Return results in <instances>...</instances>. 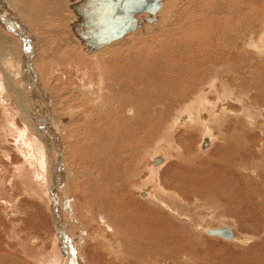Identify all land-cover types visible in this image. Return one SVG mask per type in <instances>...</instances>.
I'll return each instance as SVG.
<instances>
[{"label": "rangeland", "instance_id": "obj_1", "mask_svg": "<svg viewBox=\"0 0 264 264\" xmlns=\"http://www.w3.org/2000/svg\"><path fill=\"white\" fill-rule=\"evenodd\" d=\"M201 1L166 0L163 11L164 13L167 12L166 19L169 21L167 25L163 26L160 21L163 20L162 18L159 20L160 26L149 31V34L142 28L143 32L139 31L138 37L130 42L132 48L124 46L125 41L123 43L121 40L116 43L117 45L122 44L121 47L119 46L120 50L114 52L115 54L111 55L112 57L110 56L109 59H105L111 53V47H118L116 44L108 46V50L107 48L105 50L109 51V53L102 56L99 55L100 58L97 57L101 61L100 63L96 62L100 68L93 61L90 64L86 59H81V54L86 58L88 54L82 51L79 53L78 47L74 49L73 46L68 45L62 48L59 53L57 58L59 61L57 66L59 73L53 75L50 84L44 82L50 80L52 74L48 77V71L51 70L52 66L46 60L38 64L43 73L41 80L43 84L40 85L43 87L42 91L47 94L52 93L53 97H55V100L52 101V111L59 118H62L61 126L65 127V131L67 130L65 138L60 139L64 163L63 169L67 171L65 172L64 170L65 183L62 188L63 192L61 191L57 198V205L59 203L62 204L61 213L64 223L67 224L66 228L68 229L66 230H70L69 236L76 237L79 241V246L84 244L80 256L82 255L81 258L87 264H140L141 262L143 264H264V208L259 207V203H264V146L262 145L264 140V104L260 97L256 98L252 94L249 95L248 99L250 101H248L247 105L256 103V107L253 106L249 110L254 112H252L254 118L248 113L249 118L247 119L242 115L244 107L248 109L251 107L247 106L246 102L239 103L235 99L232 101L224 99L216 101L217 92V94L215 92L207 94V101L218 103L216 105V114L219 113L218 115L221 118L219 117V121L210 124L214 140L212 139L211 146L208 147L209 145H207L205 148L207 150L204 149V152L198 149L204 129L200 122L191 126L175 127L176 129L170 128V123L167 124L168 121H172L175 117L177 119V116L183 113L184 108H189L187 106L189 104L186 103L192 98V95L177 98L170 94V97L165 99V102L164 99L163 101L160 99V95H154L150 99L147 98V104L149 105L145 114V121H151V123L155 124L154 131L157 134L155 136L152 135V137L149 135L145 137V131L138 132L132 141V143L134 142L133 144L125 146L124 144L116 143L113 146L114 152L130 150L131 147L137 148L135 154L132 155L135 159L133 157L128 161V164L131 170H133V167L139 165V168L141 165V169L139 168L141 172L137 173V177L130 175L132 174L130 172L122 180L117 179V185L120 183L122 186L111 187L110 191L106 181L104 184L91 181V175L89 176L88 172L90 170L92 174H95L92 166L96 157L93 154L78 152L76 157H74V151H69L75 150L77 152L78 147L84 143L85 131L79 126L87 120L85 115L93 111V104H89L87 100H80L81 96L75 89L78 87L83 88L85 85V87L92 85L91 87L98 89L100 83L98 81L102 76L103 68L105 69L104 75L107 72H113L117 68L123 69L125 67L123 58L128 59L132 53L138 51L146 52L148 49L151 50V47L152 49L155 48L156 43H161L162 40L158 35L163 33L166 28L176 31L175 36L180 37L179 40L183 37L181 36L183 31L187 35L182 33L184 35L182 39L186 38L183 41L187 43L194 38L203 39L204 44L206 42L204 45L205 49L212 50L213 48L214 51L218 49V47L216 48L217 44L222 49V46H231L229 44L231 41L242 36H238L241 34V30L237 29L238 27L233 28L232 25L231 29L235 30L232 33L231 29L228 31L225 26L226 18L228 19L231 16L227 11H229L230 1L232 0H208L210 4L217 3L216 9L214 8L215 14L211 11V7L206 0ZM233 1L239 3V0ZM246 3L248 6L245 11L250 15L252 21L251 33L253 40L259 39L260 36L264 38V0H249ZM203 8L207 9L204 10ZM232 19L234 24L242 22L236 14ZM57 25L58 23L49 25L46 29L51 28L58 31L60 27ZM214 25L215 30L212 29ZM178 28H181V30L179 31ZM185 29L190 30L186 31ZM198 29L201 33L196 34V32H199ZM189 33L193 34L189 35ZM57 36L62 39L61 37H64L65 34L60 29ZM216 40L217 43H215ZM153 41L155 45H152L154 44ZM54 42L55 40H50L48 48H51ZM259 47L263 49V43ZM242 49H244L243 43L242 45L239 43L236 44L233 50L232 63L237 64V68L240 67L238 58H236V56L238 57L237 51L241 52ZM115 55L118 56V59H121L119 60L120 62L113 63L117 58L114 57ZM195 55L197 56L198 54ZM47 56L49 57V55ZM244 56L252 59L251 64H249L253 68L249 69V71L254 72L253 74L251 73L253 77L252 85L259 86L261 90H264V58H259L255 51L251 50H245ZM223 58V56L219 55L213 57L216 62L222 61ZM102 61L105 62L103 66H101ZM219 64L222 65V62ZM205 71H208L205 66L197 68L194 65L191 69L187 67L181 73L175 85L180 89L185 87V83L188 84L186 87L199 84L200 87L206 88L208 78L215 74L213 71L206 73ZM195 72H198V76L190 83V77ZM61 73L64 74V77L60 76ZM219 75L221 74L218 71L216 76L218 77ZM85 76L88 77L89 81ZM221 79H225L229 86L234 82V80H227V74ZM220 86L218 83L216 90ZM45 87H48V89H45ZM106 88V91L110 90V88H108L109 90ZM105 90L103 93H106ZM208 90L206 88L204 91L207 92ZM154 92H157V89ZM62 100H67V102H64L61 106L60 101ZM5 101L7 102L8 98H5ZM181 101L184 102L182 103ZM8 104L7 106L11 113H17L14 101L10 99ZM115 104H119L118 100L115 101ZM222 107L225 109L227 107L232 111V114L226 112V115L223 113L222 116L220 114ZM149 108H151V112ZM5 109L0 104V264H55L51 262L53 260L52 257L56 256L55 251H57L55 247V238L57 236L50 210L51 206L49 205V203L52 205V201L49 196H45L43 185H41L42 180L35 177L33 169L23 165V157L14 149V138L8 132V121L11 120V117ZM69 110L73 111V116L69 115ZM11 113L9 114L11 115ZM96 114L93 112L91 119L96 118ZM109 118L111 120L115 117ZM200 119L204 123H208L209 120L204 112L201 114ZM92 121H95V119ZM15 124L17 127H22V122L17 118H15ZM159 124L160 128H158ZM260 124L263 125L261 126ZM162 126H168L167 132H163L164 134L162 133ZM258 129L261 131L259 130V132ZM239 139L242 140L243 144L245 143L244 146L240 145ZM235 140L238 141V144ZM108 144L110 145V143ZM109 145L106 144L105 148ZM44 148L45 153L48 154L47 147L44 146ZM153 152L164 155L167 158V162L164 166L159 165L161 168L157 173V182L153 183L155 185L144 183L142 186L143 188L145 187V192L139 191V186L149 176L146 167L147 169L150 166L155 168L150 158ZM230 156L235 158L233 162H230ZM239 157H241V161H239ZM115 159L114 155L109 157V160L115 161V165L118 163V171H126L123 156H121L122 161L120 162ZM91 162L92 166L87 170ZM236 163H238L237 166L234 165ZM132 165L134 166L131 167ZM226 166L229 167L226 168ZM94 176L98 177L97 174ZM131 176L135 178L132 181L131 179L126 181V178ZM156 184L161 187L159 191H157ZM96 185H99L98 188H100L101 192L90 191L91 193L88 194L90 186L95 187ZM130 185L135 188H131ZM148 192H151V196L154 198L157 197L160 203L155 202L153 199L150 200L151 197ZM63 194L65 196H62ZM103 196L112 198L111 200L115 201V204L109 207L111 200H106L108 198L105 197L104 205L97 206L95 203L96 199H102ZM142 214L152 218V222L154 221L150 223L152 232L147 233V236L152 238V241H145L150 247L144 250L148 251L149 249L150 252L156 254L147 261L140 259V262L131 257L130 247L135 240H140L137 230L142 231L144 227L141 223L135 221L133 215ZM103 220L113 228L112 233L105 232V227L102 225ZM222 226H230L233 229L235 240H231V242L217 237H208L199 230L201 228L213 229ZM102 235L103 239L101 238ZM142 242L144 243V239ZM65 258H67V263H70L69 257L66 256Z\"/></svg>", "mask_w": 264, "mask_h": 264}, {"label": "bare ground", "instance_id": "obj_2", "mask_svg": "<svg viewBox=\"0 0 264 264\" xmlns=\"http://www.w3.org/2000/svg\"><path fill=\"white\" fill-rule=\"evenodd\" d=\"M78 1L79 0H0V104L4 108H6L5 109L6 112L8 111L7 114L11 117L10 118L11 120L8 121L9 123L8 122L7 123L9 127L8 132H10V134L14 138L13 139L14 149L23 157V160H24L23 165L24 166L27 165L31 169H33L35 177L42 180L41 185H43V188L45 191L44 193L46 194L45 196H49L50 198L49 197L48 198L51 199L52 201V205L51 203H49V205L51 206L50 210L52 214V219L54 220V227H55V232H56L55 234L58 237V238L56 237L57 239L55 238V247L57 249V251H55L56 256L55 257L53 256L52 257L53 260L51 261V262H54L55 264H63V263L65 264H87V263L85 262L84 259L81 258L82 255L80 256L82 249L84 248V244L79 246L78 239L76 237L69 236L70 230L69 231L66 230L68 228H66L67 224H65L63 221V216L61 213L62 204L59 203L61 202L60 200L58 202L59 204L57 205V198L59 194L61 193V191L63 192L62 188L64 187V183H65V173H64L65 169H63L64 163H63V154L61 152L62 145H61L60 139L65 138V134L67 130L65 131L64 129L65 127L61 126L62 118H59L52 111L53 110L52 101L55 100V97H53L52 93L47 94L44 91H42L43 87H41L40 85L43 84V82H41L43 73L40 69V65L38 64L39 62L46 60L52 66L51 70L48 71V77L50 74H52L50 77V80L46 79L47 81L45 80L46 82H44L46 84H50L51 80L53 79V75L59 73L57 70L59 61L57 60V58L59 56L61 49L64 48L65 46L67 45L73 46L74 49L78 47L77 49L79 50V53L80 51H82L83 53L88 54V56L89 55L91 56V57L87 56V58H89L87 59L85 56H82L81 54V59H86L87 61H89L90 64H92L91 61H93V63L96 64V62H99V63L101 62L97 59V57L100 58V56H102L103 54L109 53V51H107L108 46L110 47L111 45L119 43V41L122 40V42L125 41L124 46H128L129 48H132L131 47L132 44L130 42L138 37L137 35L139 34V31L143 32V29H144L146 33L149 34V31H151L152 29H156L158 28V26H160V23H159L160 21L163 24V26H166L167 23L169 22L166 19L167 12L164 13L163 11L165 7L164 4H166V0H161L160 2L161 8L155 14V22L151 24L144 23L142 20V16H147V14H144V15L138 14L136 18L138 19L139 27L136 30L126 34L123 38L111 43L110 45L103 46L98 50H95L91 53H87L86 47L81 44L80 40L73 34L72 29H71V24L76 20V16L74 15L73 11L70 9V6L72 4L77 3ZM246 1H249V0H239V3L233 0L230 1L231 3L230 8H229V11L227 12L230 13L231 16L228 19L226 18L225 26L228 29V31L231 29L232 25H233V28L238 27L237 29L241 30L240 32L241 34L239 33L240 35L238 36L242 35L238 39L236 38L234 40L232 39L233 41L229 43L231 46H228V45L222 46V49H221L220 45L217 44L216 48L218 47V49H215V51L213 50V48L212 50L210 49L211 51L208 48H206L207 49L206 50L204 46L206 42L204 44L203 39L194 38L190 40L189 43H187L186 41H183L186 38L182 39L184 37V35H182V33H184L183 31L181 33V36L183 37L179 40L180 37L175 36L176 31L174 32L172 31V29H167V28H166L167 29L166 31V29L164 28L165 31L158 35V37L162 39L161 43L158 42L155 45V42L153 41L154 44L152 45H155V48L152 49L151 47V50L148 49L146 52L138 51L136 53H132L131 55L129 53L130 57L128 59L123 58L124 65H125L123 69L117 68L113 72L106 71L107 74L104 75L105 69L103 68L102 76L101 77L99 76L100 78L98 82L100 83H99L98 89L97 88L94 89L93 87H91L92 85H88L90 87H85L86 86L85 85L83 88L78 87L75 89L81 96L80 100H83V101L87 100L89 104L90 103L93 104L92 105L93 111L85 115V118L87 120L84 121V123L79 126L85 131L84 132L85 134L84 143L78 147L77 152L75 150H72V151L69 150V151L70 152L74 151V157H76L78 152H85V153L93 154L96 157V160L93 161L94 162L93 166L91 162L87 169L89 170L92 166L93 167L92 169L94 170L93 172H95V174L98 175V177L94 176L95 174L94 173L92 174V171L89 170L88 174L89 176L91 175L90 176L91 181H95L97 183H103V184L106 181V184H108L109 191H110L111 187L113 188L114 186H118V187L122 186L120 183H119L120 185L119 184L117 185L116 183L117 179L122 180L127 175H129L130 172H132V174L130 175H134L135 177H137L136 176L138 175L137 173L141 172L140 170L141 165L139 167L140 169L138 168L139 165L136 164L137 166L135 167H133L134 165H132L131 167H133L132 168L133 170H131L130 165L128 164V161H130L134 157L132 155L135 154L137 148L131 147L130 150L126 148L127 150L125 151L114 152L115 149L113 148V146L116 143L120 145L124 144L125 146H128L127 144L129 145L133 144L134 142L132 143V141L137 136L138 132L145 131V135H144L145 137H148V135L152 137V135L155 136L157 134V133L155 134V131H154L155 124L151 123V121H145L146 120L145 114L147 113V110H148L147 107L149 105L147 104L148 103L147 98L150 99L151 97L153 98L154 95L155 96L160 95L159 96L160 99H162V101L164 99V102H165V99H168V97H170V94L177 98L184 97V96L187 97V96L192 95V98L186 103V104H189L187 105L189 106V108L188 109L184 108L183 113L178 115L177 119H175L176 117L174 119L171 118L172 121L170 122L168 121L167 124L170 123L169 127L174 129L175 127L184 126V125L191 126L193 124H197L198 122H200V124L204 126V129L202 132L201 142L198 146V149L201 150L202 152L207 150L205 149L203 151L201 149V143L203 142V140L207 141L209 145L208 147L211 146L214 140V135L212 134L210 130V126H211L210 124L219 121V117H220L218 115L219 113L216 114L217 113L216 105L218 103L217 104L214 102L210 103L209 101H207V97H206L207 94L209 95L214 92L215 94L218 93L216 101L222 100V99L226 101L227 100L232 101L235 99L236 102H239V103L246 102L245 103L246 105L248 101H250L248 99L249 95L252 94L256 98L260 97V99L263 101V104H264V90H261L259 86L252 85L253 77L251 73L253 74L254 72L249 71V69H253L252 67L249 66V64H251L252 59L244 56L245 50L246 51L251 50V51H255V53L257 54L259 58L260 57L264 58V40H262L264 38L260 36L259 39L253 40V36L251 33V24H252L251 17L245 11V8L247 9V6H248ZM206 2H208L209 6L211 7V11L213 12V14H215L216 12L214 8L216 9L217 3L210 4L208 0H206ZM232 9L233 11L231 12ZM218 11H221V10H218ZM235 14L238 15V17L242 20V22L240 21L239 24L238 23L234 24L232 17ZM162 18L163 20H160ZM57 23L60 29L65 34L64 37H61L62 39H59V37L57 36L58 31L60 30L59 28H57L59 29L58 31L54 29L52 30L51 28H49L48 30L46 29L47 26L52 25V24H57ZM233 28L231 29L232 33L233 31L235 32ZM212 29L213 30L216 29L215 25ZM178 30L180 31L181 28L180 29L178 28ZM196 31H197V28H196ZM193 33H189V35ZM197 33L199 34L201 33V31L199 30V32H196V34ZM199 38H202V37H199ZM50 40H55V42H54V45L52 44L53 46L51 48H48V43ZM215 43H217V40ZM239 43H241V45L243 43L244 49H242L241 52L237 51L238 57L236 56V58H238V61H239L238 63L240 66L239 68H237L236 67L237 64L235 65V63H232V58L234 57L233 50L236 47V44H239ZM262 43H263V49L259 47V45H261ZM121 45L116 44V46L118 47H111L110 48L111 53L107 55L106 56L107 58L105 59H109L111 55L115 54L114 52H116L117 50H120L119 48L121 47ZM157 47H159V49L156 50ZM106 48L107 50H105ZM195 54H198V55L196 56ZM47 55H49V57ZM218 55L224 57L222 61L218 59L220 62H222V65L219 64L220 62H216L214 60L215 58L213 59V57L218 56ZM239 56H240V59H239ZM114 57H117V58H116V61L112 60L113 63L120 62L119 60L121 59L120 58L118 59V56L115 55ZM105 62L102 61L101 66L105 65ZM199 64L201 65L198 66ZM88 65H86V67H88ZM96 65L99 67L98 64ZM194 65L197 68H201V66H205L208 68V71H213V73L215 74L209 77L207 80L206 88L209 89L207 92L204 91L206 88L200 87L199 84H193L189 87H186L188 84L185 83V87H182V89L185 88L183 91L182 89L178 88V86L175 85L181 73L187 67L191 69ZM208 71H205V73ZM218 71L221 75L217 77L216 74L218 73ZM86 72L88 71L86 70ZM225 74H227V80H231V81L234 80L233 84L230 85L231 87L229 86L227 82H225V79H221ZM60 76L64 77V74L61 73ZM197 76H198V72H195L194 75H191L190 83ZM86 78L88 79V77ZM218 83L221 85L219 87L220 90L219 89L216 90L217 89L216 85ZM105 88L107 90H109L108 88H110V90L106 91ZM45 89H48V87H45ZM155 89H157V92H154ZM104 90L106 91V93H103ZM5 98H8V101L10 99L14 101V105H15V109L17 113H14V112L11 113V111L9 110L7 106L9 105L8 101L6 102ZM117 100L119 104L116 105L115 101ZM64 102H67V100L60 101L61 106L62 104H64ZM164 102H162V104H165ZM181 102L183 103L184 101H181ZM255 105L256 103H254L253 105H247V106H251L249 107L250 109H248L247 107H244L242 111V115L248 119L249 118L248 113H250V115H252V118H254L253 117L254 112L252 111L253 112L252 113L249 110H251L253 106ZM227 109H228L227 107L226 109L222 107L220 110V114L222 115L223 113H225L226 115V112L232 114V111H230L229 109L227 110ZM149 111L150 112L152 111L151 108H149ZM69 112H70L69 115L73 114L72 110H69ZM93 112L97 113L96 118H93L95 119V121H92L93 119H91ZM203 112L206 113L209 118L208 123L206 122L204 123L200 119V116ZM9 113H11V115ZM259 114L261 113L259 112ZM112 116H114L115 118L110 120L109 117L112 118ZM15 118L19 119L22 122V127H17V125L15 124ZM167 127L168 126L161 127L163 130L162 133L167 132V129H168ZM158 128H160V124L158 125ZM259 130L260 129H258V131ZM250 134L252 133L250 132ZM239 142H240V145L244 146L245 143L243 144L242 140H240ZM108 143H110V145ZM106 144L109 145L107 146V148H105ZM237 144H238V141H237ZM246 145H245V148H246ZM262 145L264 146V140L262 141ZM44 146L47 147L48 154L45 153ZM238 148H239V145H238ZM111 155H114L116 157L115 160L118 162L122 161L121 156H123V162H125L124 164L125 167L124 166L123 167L126 169V171L120 172L117 170L118 163L117 165H115V161L109 160V157ZM140 157H141V154H140ZM150 158L152 160V165L155 168L150 166L147 169L146 167V171H148L149 176L139 186V191H144L145 187L143 188L142 186L144 183L147 185L148 184L155 185L153 183L157 182V173H158V170L161 168L159 167V165L161 164V166H164L165 163L167 162V158L164 157V155H162L161 153L159 154L157 152L155 153L153 152V155ZM156 158H160L161 162L159 164H154L153 161ZM239 158H240L239 161H241V157ZM233 159L235 158L231 157L230 162L231 161L233 162ZM237 164L238 163L234 165L237 166ZM21 167L24 168L23 166ZM227 167L229 166H226V168ZM66 171L67 170H65V172ZM135 177L131 176L129 178H126V181H129L130 179L132 181L133 178ZM131 181L130 183H132ZM123 182L125 181L123 180ZM98 186L99 185H96L95 187L90 186L88 190L89 191L88 194H90L91 192H96V191L101 192ZM156 186H157L156 188L158 189L157 191H159L161 187H159L158 184H156ZM130 187L135 188V187H132L131 185ZM151 194L152 193L150 192L149 193V196L151 197L150 200L153 199L155 202L160 203L159 199L157 197L154 198L153 196H151ZM62 196H65V195L63 194ZM105 197L106 196H103L102 199H96L95 203L97 204V206L104 205L105 203L104 201L106 198H108L106 200H109V201L112 199V198L110 199V197H106V198ZM114 204H115V201L111 200V204L109 207H111V205L113 206ZM259 207L264 208V203L262 202L259 203ZM133 217L135 221H138L144 227L142 226L143 227L142 231L137 230L138 235L140 236L139 237L140 240H135L133 245H131V247L129 246L131 250L130 251L131 257L133 259H136L137 261L139 260L140 262L141 260L147 261L153 258L152 256L156 254V253L153 254L152 252H150L149 249L148 251L144 250L145 248L150 247L149 244L145 243V241H152V238H149L147 236L148 232H152V230L150 229V223L152 222V218L147 217L145 214L133 215ZM146 218H149V219H146ZM102 225L105 227V232L106 231L111 232V233L113 232V228L110 225H107L105 220L102 221ZM213 229H218V228H213ZM199 230L202 234H205L208 237H217V236H210L206 234L205 231L209 229L201 228ZM231 230L233 231L232 228ZM101 238L103 239V235ZM235 238L236 237L234 235L233 240H235ZM143 239H144V243L142 242ZM66 256L69 257L70 263H67L66 261L67 258H65Z\"/></svg>", "mask_w": 264, "mask_h": 264}, {"label": "water", "instance_id": "obj_3", "mask_svg": "<svg viewBox=\"0 0 264 264\" xmlns=\"http://www.w3.org/2000/svg\"><path fill=\"white\" fill-rule=\"evenodd\" d=\"M160 2L161 0H79L70 6L76 16L71 29L86 47V52L91 53L136 30L139 27L136 18L138 14H147L142 16L144 23L155 22V14L161 8ZM207 145V141L203 140L201 149L204 150ZM153 162L159 164L161 160L156 158ZM205 233L226 241L234 239L229 226L209 229Z\"/></svg>", "mask_w": 264, "mask_h": 264}]
</instances>
